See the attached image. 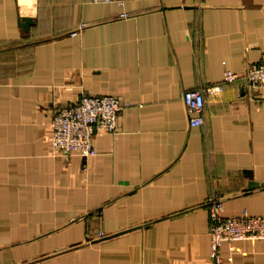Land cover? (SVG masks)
Instances as JSON below:
<instances>
[{
    "label": "crops",
    "instance_id": "1",
    "mask_svg": "<svg viewBox=\"0 0 264 264\" xmlns=\"http://www.w3.org/2000/svg\"><path fill=\"white\" fill-rule=\"evenodd\" d=\"M260 62L264 0H0V264H210V195L264 215V101L241 76L191 126L182 95ZM83 94L120 97L118 130L53 151ZM221 255L264 264V241Z\"/></svg>",
    "mask_w": 264,
    "mask_h": 264
},
{
    "label": "built area",
    "instance_id": "2",
    "mask_svg": "<svg viewBox=\"0 0 264 264\" xmlns=\"http://www.w3.org/2000/svg\"><path fill=\"white\" fill-rule=\"evenodd\" d=\"M90 2H116L125 0H88ZM122 16H128L124 13ZM244 76L247 86L257 99L264 101V62L251 63L244 74L231 70L224 73V81L217 84H201L185 90L182 99L187 107L191 126L206 123L205 93L219 94L226 83ZM125 103L114 95L83 94L77 101L59 107L50 123V144L55 152L66 155L78 153L87 158L97 153L94 136L100 130L115 133L119 126V114ZM210 212V264H221V248L225 241L234 243L242 239L264 241V215H252L246 209L238 214L224 215V199L217 193L206 202Z\"/></svg>",
    "mask_w": 264,
    "mask_h": 264
},
{
    "label": "water",
    "instance_id": "3",
    "mask_svg": "<svg viewBox=\"0 0 264 264\" xmlns=\"http://www.w3.org/2000/svg\"><path fill=\"white\" fill-rule=\"evenodd\" d=\"M30 23H32V18L28 17V16H24L22 17V22L21 24L25 27L28 28Z\"/></svg>",
    "mask_w": 264,
    "mask_h": 264
}]
</instances>
